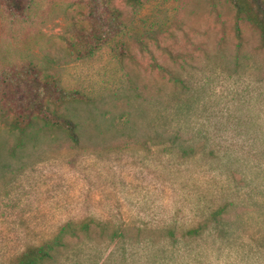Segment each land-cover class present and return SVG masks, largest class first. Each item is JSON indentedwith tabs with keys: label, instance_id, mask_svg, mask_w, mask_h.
<instances>
[{
	"label": "rangeland",
	"instance_id": "obj_1",
	"mask_svg": "<svg viewBox=\"0 0 264 264\" xmlns=\"http://www.w3.org/2000/svg\"><path fill=\"white\" fill-rule=\"evenodd\" d=\"M26 1V15L11 18L0 0V70L32 63L42 80L80 92L59 105L77 124L80 143L42 123L22 133L0 117V264L89 217L132 240L110 245L95 237L81 258L51 264H264L259 32L241 22L246 56L237 62V19L226 0H113L127 34L91 55L69 45L90 29L84 4ZM159 67L184 84L175 86ZM170 123L181 126L184 140L207 138L232 158L171 156L151 140L155 127ZM227 200L235 206L224 233L182 236ZM168 227L178 243L166 237Z\"/></svg>",
	"mask_w": 264,
	"mask_h": 264
},
{
	"label": "trees",
	"instance_id": "obj_2",
	"mask_svg": "<svg viewBox=\"0 0 264 264\" xmlns=\"http://www.w3.org/2000/svg\"><path fill=\"white\" fill-rule=\"evenodd\" d=\"M235 10V38L237 40L234 60L242 62L245 59V38L241 22L250 23L260 34L261 45L264 48V0H226ZM88 9L87 18L89 30H78L76 39L70 43V48L81 45L88 54H94L103 47L119 43L127 34L128 27L123 19V13L113 6V0H79ZM132 6H137L140 0H127ZM11 18L24 17L29 10L26 0H2ZM123 46V45H122ZM175 86L184 84L182 78L169 69L159 67ZM81 95L78 91H69L60 86L59 81L49 78L42 80L36 65L32 63H11L0 70V117L8 122L11 129L22 133L35 128L42 123L45 128L65 133L74 144L80 143L77 124L59 112L60 104L76 100ZM55 102L52 109L50 103ZM166 121V118L164 117ZM163 120V121H164ZM178 126L163 125L155 127L152 141L155 145H165V151L171 156L176 155L181 160L206 158L218 163H227L232 154L221 155V152L211 148L207 138L184 140V132ZM234 201H226L217 208H209L203 214V219L196 222L182 234L187 238H201L205 234L217 230L225 232L229 224ZM167 238L178 243L176 228L168 227ZM95 237L110 245H119L132 240L125 231L112 230L111 223L93 217L71 220L65 223L57 233L38 246H31L22 252L12 264H51L61 260L79 259L82 257V247ZM137 237V238H136ZM142 232L135 238L142 240Z\"/></svg>",
	"mask_w": 264,
	"mask_h": 264
}]
</instances>
